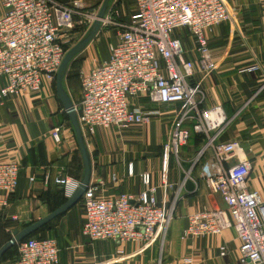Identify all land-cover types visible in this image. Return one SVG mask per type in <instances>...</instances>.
<instances>
[{"label": "crops", "instance_id": "obj_1", "mask_svg": "<svg viewBox=\"0 0 264 264\" xmlns=\"http://www.w3.org/2000/svg\"><path fill=\"white\" fill-rule=\"evenodd\" d=\"M224 2L230 20L206 32L211 56L217 64L210 75L201 71L189 31H184V37L179 34L188 49V59L196 65L194 82L203 95L200 113L216 109L219 117L213 119L224 121L209 136L215 137L216 144L237 141L242 145L244 158L252 166L248 189L264 195V0ZM114 4L119 12L115 20L127 23L135 12L133 2L116 0ZM105 28L88 49L85 70L110 59L111 47L117 43L121 29L107 28L117 31L112 36ZM99 41L105 45L97 53L95 46ZM252 67L257 69L247 71ZM5 83L0 77V88ZM142 106L160 112L149 125L124 130L98 129L88 138L92 160L90 187L95 188L97 198L137 195L144 189L140 176L149 171L153 184L159 187L161 206L171 208L175 192L179 194L168 226L159 230L149 244L92 242L82 234L85 212L83 202H79L49 222L40 236L58 242L59 264H242L240 241L234 228L217 236L183 238L190 215L203 209L226 208L219 195H210L202 176L203 165L213 158L209 137L197 131L196 118L185 122L191 139L171 160L168 183L175 188L171 190L162 183V151L180 106L153 107L145 101ZM56 132L59 139L53 136ZM198 134L205 140L199 147L193 142ZM7 162H17L21 167L18 188L0 212V228L13 236L15 231L42 220L60 206L63 188L55 185L56 178L69 177L81 182L83 177L82 155L71 119L57 95L56 81L46 80L39 93L24 92L0 100V163ZM130 164L134 166L133 174L129 172ZM45 178H49V185H45ZM17 257L1 260V264H17Z\"/></svg>", "mask_w": 264, "mask_h": 264}, {"label": "built area", "instance_id": "obj_2", "mask_svg": "<svg viewBox=\"0 0 264 264\" xmlns=\"http://www.w3.org/2000/svg\"><path fill=\"white\" fill-rule=\"evenodd\" d=\"M135 12L127 23L115 20L118 10H111L101 21L121 29L111 56L88 72L81 80L80 103L74 104L85 139L98 129L116 127L124 130L149 125L160 114L143 108L180 104L169 139L162 151V183L169 189L170 163L180 148L190 140L185 128L189 119L198 121L197 131L209 137L213 158L202 167V176L210 195H219L225 209H203L188 217L183 238L220 235L234 228L241 250L242 264H264V195L248 189L251 163L237 142L216 144L209 134L224 121L218 110L199 111L202 91L194 82L195 62L188 59V49L181 30L191 34L201 71L210 75L217 64L210 52L206 32L228 22L230 13L224 0H132ZM82 1L63 4L57 0H0V100L24 92L39 93L44 82L55 81L67 54L72 32L83 17ZM97 20L98 16H91ZM88 20V16H86ZM252 67L247 71H255ZM54 138L59 139L58 133ZM236 161L235 164H232ZM134 166L129 165L133 174ZM21 167L17 162L0 163V212L9 204V196L19 185ZM144 189L137 195L121 194L97 198L88 187L83 196L85 221L83 236L94 241L152 243L159 230L172 219L171 208L158 202L159 187L149 171L141 174ZM30 182H35L32 177ZM45 178V185H49ZM55 185L67 199L77 192L80 182L69 177L56 178ZM17 264H59L60 248L52 238H29L18 244Z\"/></svg>", "mask_w": 264, "mask_h": 264}, {"label": "water", "instance_id": "obj_3", "mask_svg": "<svg viewBox=\"0 0 264 264\" xmlns=\"http://www.w3.org/2000/svg\"><path fill=\"white\" fill-rule=\"evenodd\" d=\"M109 2L110 0L104 1L102 9L100 10V13L98 14V19L95 22L90 34L84 40L79 42L75 47H73L70 51L67 52L59 68L57 76H56V92L71 119L74 131L76 134L77 142H78V147L81 152L82 159H83L84 173H83V177L80 182V186L77 192L75 193V195L71 199H69L65 205L55 210L54 212H52L50 215L43 218L42 220L32 223L31 225L24 228L23 230L15 231L13 233L12 239L0 249V264H1L2 257L9 249H11L13 246L18 245L19 243L24 241L29 236L35 234L46 224L62 216L69 209H71L77 203H79L82 197L84 196L85 192L87 191L88 187L90 186L91 176H92V160H91L88 146L86 144L85 136L83 134V131L78 121V116H77L74 102L72 101L69 93L64 87V78H65L67 69L70 63L72 62V60L77 55H79L83 50L86 49V47L93 41V39L96 37V35L100 31L101 24H102L101 21L105 18V14H106Z\"/></svg>", "mask_w": 264, "mask_h": 264}, {"label": "rangeland", "instance_id": "obj_4", "mask_svg": "<svg viewBox=\"0 0 264 264\" xmlns=\"http://www.w3.org/2000/svg\"><path fill=\"white\" fill-rule=\"evenodd\" d=\"M65 1H67L66 4H71L72 2L77 1V0H65ZM80 1H82V6H83L82 7L83 8L82 13H84L85 15L83 17H79V19L77 20V22H79V24L76 25L74 31L72 32L71 40L67 44V48H66L67 52L70 51L73 47H75L79 42L84 40L90 34L95 22L97 21L95 19L92 20L90 18H91V16H96V15L98 16V14L100 13V10L102 9V6H103V3L105 0H80ZM115 1L116 0H110L105 16L108 15V13L111 10L112 11L116 10L117 6L114 4ZM122 1H128V0H122ZM86 16H88V20H86ZM108 26L111 27L113 25H108ZM108 26H106V28H105L101 24V29L105 28L106 31L110 32V35L111 34H112V36L116 35L117 31L114 33L111 29L110 30L107 29V28H109ZM119 31H120V29H119ZM184 31H186V30L179 31L182 34V37H184L185 33H187ZM181 34L177 33V35H181ZM97 35H96V37H97ZM95 38L93 39V41L95 40ZM186 38L189 39L188 36ZM93 41L86 47L85 50H83L79 55H77L72 60L73 61L72 63H74V64L72 66L71 65L72 63H70V65L67 69L65 78H64V87L66 88L68 93L70 92L69 95L71 96L72 100L74 102H76L77 104L80 103L81 96H82V94H81L82 75H83V73L88 72V70L84 69V64H85L86 60L88 59V54H89L88 49H89L90 45L93 43ZM104 45H105L104 41L103 42L102 41L97 42V44L95 46L96 47L95 50L97 51V53H100V49ZM178 105L180 106V108H179V111H180L181 105L180 104H178ZM195 122H197V124H198L197 120H195ZM88 138L85 139L86 144H88ZM168 138H169V135L167 133L166 141L168 140ZM80 202H83V197H82Z\"/></svg>", "mask_w": 264, "mask_h": 264}, {"label": "trees", "instance_id": "obj_5", "mask_svg": "<svg viewBox=\"0 0 264 264\" xmlns=\"http://www.w3.org/2000/svg\"><path fill=\"white\" fill-rule=\"evenodd\" d=\"M122 1V0H120ZM73 62V61H72ZM71 62V63H72ZM74 63H72L71 65L73 66ZM56 81V80H55ZM82 98V96H81ZM72 99V98H71ZM73 101V100H72ZM81 101V100H80ZM74 102V101H73ZM75 104H77L76 102H74ZM191 139V138H190ZM190 141V140H189ZM193 142L195 144H198V147L202 144H204L205 140H204V136L202 135H195L194 138H193ZM60 193L62 194V197H63V201L62 203L60 204V206L58 208H60L61 206H63L64 204H66L68 202V199H66L64 197V193H63V189L60 190ZM57 208V209H58ZM57 209H54L57 210ZM32 223L30 224H27L24 226V228L28 227L29 225H31ZM47 226V224L42 227L39 231H37L35 234L29 236L28 238H26L25 240H28L29 238H44V237H41L40 234L41 232L45 229V227ZM12 233H9V232H5L4 229H1L0 228V249L7 243L9 242L11 239H12ZM24 240V241H25ZM23 242V241H22ZM18 246L19 245H16V246H13L11 249H9L5 254L4 256L2 257V260H7V259H13L14 257H17L18 256ZM18 258V257H17Z\"/></svg>", "mask_w": 264, "mask_h": 264}]
</instances>
